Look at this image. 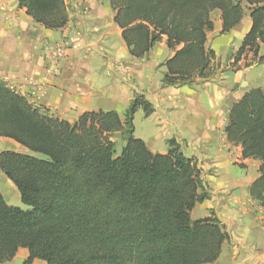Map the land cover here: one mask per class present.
I'll use <instances>...</instances> for the list:
<instances>
[{"label":"trees","instance_id":"trees-1","mask_svg":"<svg viewBox=\"0 0 264 264\" xmlns=\"http://www.w3.org/2000/svg\"><path fill=\"white\" fill-rule=\"evenodd\" d=\"M114 21L129 53L143 58L166 38L173 55L164 62L163 87L190 85L203 78L215 58L206 47L210 14L220 11L221 33L249 11L251 26L232 54L264 63V0H110ZM47 29L67 23L64 0H18ZM246 64V63H245ZM138 109L153 105L141 94L124 119L114 110H89L69 122L30 103L0 82V136L27 149L0 152V170L19 193L25 209L8 204L0 192V263L20 247L47 264H210L227 237L214 218L192 220L190 211L205 198L194 157L174 138L165 153H153L133 136ZM227 139L243 158L260 161L250 185L264 206V88L252 87L232 104ZM123 140L119 152L112 134Z\"/></svg>","mask_w":264,"mask_h":264},{"label":"crops","instance_id":"crops-1","mask_svg":"<svg viewBox=\"0 0 264 264\" xmlns=\"http://www.w3.org/2000/svg\"><path fill=\"white\" fill-rule=\"evenodd\" d=\"M64 1L67 23L47 29L19 7L18 0H0V82L69 122L89 110H114L123 120L133 97L143 95L154 108L145 116L152 129L146 136L137 135L133 120V136L153 153H165L166 140L174 138L185 156L196 159L200 191L206 196L195 203L190 217L214 218L227 234L210 264H264V206L249 193L260 161L243 158L241 146L230 142L225 131L232 104L249 88H264V64L245 67L240 60L238 69L232 66L231 56L239 47L233 48V40L242 41L250 29L249 11L229 32L221 33L220 11L213 10L206 47L215 58L208 74L190 85L163 87L164 62L173 55L165 36L143 58L133 57L114 21L110 0ZM58 43L66 46V53L53 64L45 47ZM259 66L260 75L254 74ZM3 150L27 152L0 136ZM14 188L0 170V192L8 204L15 198ZM27 257L28 250L20 247L10 261L0 264H47L39 258L25 263Z\"/></svg>","mask_w":264,"mask_h":264},{"label":"rangeland","instance_id":"rangeland-1","mask_svg":"<svg viewBox=\"0 0 264 264\" xmlns=\"http://www.w3.org/2000/svg\"><path fill=\"white\" fill-rule=\"evenodd\" d=\"M240 42H241V39L235 38L233 40V48L238 47L240 45ZM244 63H246L245 67L250 66V65H248V63H250V61L245 60ZM261 64H264V63H261ZM261 64H256L255 66L261 65ZM255 66H253V67H255ZM261 69H262L261 66L256 67L254 69L253 73L259 74ZM261 77H264V76H261ZM243 87L248 88V85L246 84ZM258 87H260V86H258ZM143 114L144 113H143L142 109L138 110L137 112H135L133 120H134V125L136 127V131H135L136 134L138 135L141 133L144 136H146L147 134H149L151 132L152 123H151V119L149 120ZM137 138H138V136H137ZM112 139L115 141V148H116L117 152H119L122 145L124 144L123 140L120 138V134L118 132L112 134ZM14 189H15V198L10 197V199H9L11 202L10 204L18 205L19 207L21 206V208L25 209L26 206L21 202L17 189L16 188H14Z\"/></svg>","mask_w":264,"mask_h":264},{"label":"built area","instance_id":"built-area-1","mask_svg":"<svg viewBox=\"0 0 264 264\" xmlns=\"http://www.w3.org/2000/svg\"><path fill=\"white\" fill-rule=\"evenodd\" d=\"M66 53V46L64 44L47 45L45 47V55L51 60V63L57 64L64 57Z\"/></svg>","mask_w":264,"mask_h":264},{"label":"water","instance_id":"water-1","mask_svg":"<svg viewBox=\"0 0 264 264\" xmlns=\"http://www.w3.org/2000/svg\"><path fill=\"white\" fill-rule=\"evenodd\" d=\"M246 85L245 81L243 82V86Z\"/></svg>","mask_w":264,"mask_h":264}]
</instances>
